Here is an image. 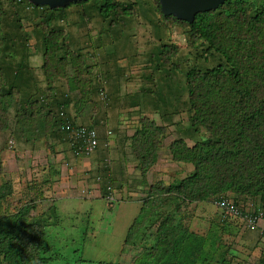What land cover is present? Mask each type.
I'll return each mask as SVG.
<instances>
[{
    "label": "trees",
    "instance_id": "16d2710c",
    "mask_svg": "<svg viewBox=\"0 0 264 264\" xmlns=\"http://www.w3.org/2000/svg\"><path fill=\"white\" fill-rule=\"evenodd\" d=\"M15 1L21 10H46L49 13L48 20L59 22L56 27L45 26L42 34L24 33L22 24L18 22L17 28V21H10L4 0H0V133L9 130L14 135L17 133L20 145L17 150L29 146L35 150L40 145L53 148L63 144L77 156L75 151L78 143L74 142L71 133L65 131L63 126L71 124L95 130L102 126L106 136L99 137L97 132V148L79 156L102 153L100 161L103 164L98 170V178H104L106 165L110 164L111 144L108 136L112 132L118 137L116 141L119 148L125 149L128 141L142 174H147L159 161L164 148L168 149L173 161L191 164L192 171L179 180L171 181L170 187H165L170 181H158L144 191L136 190L144 193L137 222H144V214L147 219L160 216L159 237L163 242L160 250L165 251L171 264H196L205 244L203 237L193 232H181V228L174 227V220L162 218L165 203L210 201L220 213V222L239 221L240 226L248 230L243 227L241 219L225 215L214 201L223 195L245 202L255 199L264 204V0H226L217 9L198 13L193 22L165 15L160 1L156 0L160 17L184 24L190 34L202 40L208 54L219 56V63L211 68L193 66L185 73L184 87L177 94L173 77L179 70L171 56L174 57L178 51L174 50L173 45L164 43L157 53L150 55L147 63L150 79L156 83L154 86L157 90L145 85L141 87L143 96L139 93L135 96L126 94L124 98L119 93L122 92L124 75L131 64L117 65L116 68L110 63L114 72L104 74L107 82L104 84L97 75L92 86L96 91L94 84H99V90L105 89L110 99L111 105L104 119L100 109L93 118L72 116L67 111L60 114L59 109L70 105L71 93L77 89L68 73L69 67H74L77 62H86L84 54L73 51L70 46V40L78 42L81 35H71L69 23L79 31L87 22L90 27L96 23L106 28V41L116 38L119 31L128 29L134 35L135 32L124 25L133 15V4L140 7L145 1L84 0L57 9L47 5L36 6L29 0ZM73 6L80 7L81 22L77 24L76 20L68 19L69 9ZM121 10H124L122 15ZM91 11L96 13L97 18L88 20L94 15ZM121 16L122 20L115 19ZM141 18L144 19L142 15ZM17 30L24 32L19 33ZM86 37H90V33ZM35 38L37 54L29 51V42ZM134 42L137 49L142 50H137L133 57H144L146 48L142 47L139 39ZM34 55H41L42 79L33 74L31 66ZM107 65H101L100 68H106ZM62 79H67L69 92H62ZM49 92L50 99L47 97ZM183 92L186 95L184 98ZM66 93L68 99L63 102L60 98ZM117 104H120L119 107ZM184 106L186 118L180 111ZM113 107L117 111L118 108L130 109V116L132 113L139 114L138 125L131 135L123 136L121 133V119L113 117L117 119L114 125H102L103 120L107 117L110 119V114L111 118L112 114L117 115ZM136 107L138 109L131 110ZM153 112L160 113L161 124L153 117ZM203 130L206 134H203ZM169 133L173 137L176 133V137L168 144L169 147L162 146ZM104 143L107 144L104 146ZM31 178V181H43L37 176ZM111 182L116 185L115 181L106 178L100 181L104 183L103 191L114 195L116 199L120 189H116ZM7 186L0 185V206L5 191L9 190ZM149 189L148 193L145 192ZM154 204L155 208L149 207ZM29 212L28 205L0 216V264L49 263V259L41 252L44 249V227ZM133 223L128 233L135 235L145 228L141 224L135 229ZM259 264H264V255Z\"/></svg>",
    "mask_w": 264,
    "mask_h": 264
},
{
    "label": "rangeland",
    "instance_id": "374dc122",
    "mask_svg": "<svg viewBox=\"0 0 264 264\" xmlns=\"http://www.w3.org/2000/svg\"><path fill=\"white\" fill-rule=\"evenodd\" d=\"M116 1L131 3L136 0ZM144 1V5L140 7L138 4H133L134 7L131 9L133 15L124 25L132 29L135 32L134 35L129 29L118 30L120 34L116 38L113 37L106 41V28H101L96 23L95 26L90 27L87 22L86 26L80 27V31L69 23L70 34L73 36L81 35L78 37V42L70 40V46L73 51L84 54L86 62H77L74 67H69L68 73L76 83L77 89L73 91V94L71 93L70 105H65L64 108L59 109L60 114L67 111L72 116L93 118L96 111L100 109L104 119L111 105L110 99L105 89L99 90V84H94L96 91L92 86L97 75L103 79L105 84L107 81L103 77L104 74L113 73V69L117 65L131 64L123 79L125 91L145 85L157 90L154 86L156 83L150 79L151 75L147 63H149L150 55L153 52L157 53L164 43L173 45L174 50L178 51L174 57L171 56L174 65L179 70L173 77V83H176V86L173 85V87L177 94H180L181 88L184 87L185 73L193 66L211 68L219 63V56L215 53L208 54L202 40L190 34L184 24L173 19L165 20L160 17L156 0ZM4 8L7 10L10 21H17V28L19 24L23 25L24 33L36 34L41 32L42 34L45 26L56 27L59 25L58 21L47 19L49 13L47 14L46 10L37 12L21 10L15 0H4ZM79 9L80 7L73 6L68 13V19L76 20V24L81 22ZM91 12L94 15L88 20L96 19V13ZM120 12L122 15L124 10ZM141 15L144 19H140ZM122 17L115 19L122 20ZM17 32L23 33L19 30ZM87 33H90V37H86ZM138 39L142 47L146 48V55L135 59L133 54H136L137 50L139 52L142 50L141 48L137 49L134 42ZM29 43V51L37 54L36 38ZM174 54L175 52L172 55ZM107 63L106 68L105 66L100 68L101 65ZM110 63H113L114 67ZM31 67L34 76L39 75L42 79L41 55L33 56ZM97 68L98 70H96ZM107 79L109 80V78ZM66 81L67 79H62L60 86L64 93L69 92L67 89L69 83ZM50 92L47 95L49 99L51 98ZM182 95L184 98L185 93L183 92ZM66 96H68L67 93L65 96L62 95L60 100L66 101L68 99ZM184 110L185 106L180 111H183L182 116L186 118ZM153 114L155 118L160 119L159 112H153ZM131 115L139 114L132 113ZM130 118L129 120H131ZM96 130L99 137L104 136L102 126L97 127ZM16 134L11 133V130L0 133V185L7 184L9 190L11 187L10 191H5L6 194L0 206V216L29 205L30 215L34 216L36 221H40L45 230L44 249L41 252L46 259H49L48 264L172 263L164 254L165 251L160 250V245L163 244L159 237L160 223L158 221L160 216L147 219L144 214V222H137L136 217H140L143 203L141 196H143L144 190L142 187L140 190L143 191H136L137 186L125 187V182L122 183L124 186L114 185L111 182L116 189L125 191V188H129L131 190L130 193L123 191L121 196L120 193L116 194L115 199L109 198V193L103 191L104 188L102 189L104 183H99L102 194H99L100 196L98 195L95 199L59 198L58 196L62 194H58L60 189H53V181H31L30 170H35V172L39 168L41 170L45 164V156L39 152L32 153L25 148L17 150L16 148L20 145ZM203 134H206L204 130ZM174 137H176V133ZM174 137L169 133L168 138L163 140L162 146L169 147L168 144ZM164 155H166L162 159L164 166L155 167L154 170L159 173L156 177L162 179L158 181H170L165 187L171 185V181L179 180L192 171L193 166L191 164L171 162L166 148H164ZM47 182L50 185H47ZM80 189L82 190L79 192L84 195L83 188ZM146 191L148 193L150 189ZM155 206L156 204L149 205L150 208H155ZM162 212V218L167 217L169 221L174 220V227L181 228V232H193L204 238L205 245L202 247L196 264H259L264 255V244L261 242L259 234L244 230L239 221L220 222V213L210 201L199 203L170 201L165 203ZM145 220L147 221L145 222ZM132 223L135 229L141 224L145 228L135 235L128 233Z\"/></svg>",
    "mask_w": 264,
    "mask_h": 264
},
{
    "label": "crops",
    "instance_id": "0c3cea01",
    "mask_svg": "<svg viewBox=\"0 0 264 264\" xmlns=\"http://www.w3.org/2000/svg\"><path fill=\"white\" fill-rule=\"evenodd\" d=\"M122 85V92L119 93L122 94V98H124L126 94H131L132 96H135L134 94L138 93L142 94L141 87H133V89L125 91V83H123ZM119 105L117 104L116 106L119 107ZM136 109H138V107L134 109L131 108V110ZM113 110L117 113V115L113 116L112 114L111 118L110 114V119L107 117L102 123V125L106 124L108 126L111 125V123L112 125H114L117 119H113V117L121 119L123 120L120 124V128L122 131L121 133L123 134V136L124 134L131 135V133L135 131L138 125L137 123L139 116H131V120H127V118H129L128 114L130 109L118 108L117 111L116 108L113 107ZM155 119L158 122L160 121L159 124L162 123L161 118ZM132 128L133 130H131ZM105 133L106 130H104L103 128V134L106 136ZM108 137L110 139L111 144V153L108 159L110 164L108 163V165H106L107 173H102L104 175V178L109 179L111 181H115L116 184L120 183L121 185H123L122 183L125 182V187L137 186L138 189H140L141 187L143 189H147L149 186L154 185L158 180H162L156 177L157 175H159V173H156L154 168L158 166H164L162 162L163 157L166 156L164 155V151L159 161L154 166H152L151 170L147 172V174H142L141 171H139V169L137 168V160L134 157L130 146H128V141L126 142L127 147L123 149L122 147L119 148V145H117L118 142L116 140L118 137L114 134V132H112L111 135ZM106 144L107 143H104V146ZM32 148L33 147L31 146L26 147V149L28 151H31L32 153L39 152L42 154V156H45V164L43 165L42 169L40 170L39 168L37 172H35V170H30L31 176H37V178H42L43 181H53V189H60L58 191V194H62L61 196H58L59 198L76 197L80 199H95L99 194H102L100 192L101 185L99 183L100 181H103L104 178H102L101 176H99L98 178V170L103 164L100 161V157L102 156L101 152L96 155L79 157L75 156L73 152L63 144H57L53 148H49L44 145H40L35 150H32ZM169 158V160H171L172 162L173 160L171 159V157ZM47 184L50 185V183ZM80 188H83L84 195L79 192L82 190ZM124 192L130 193L129 188H125ZM119 193L121 196L122 191L120 190ZM142 195H144V193Z\"/></svg>",
    "mask_w": 264,
    "mask_h": 264
},
{
    "label": "built area",
    "instance_id": "2783aa9c",
    "mask_svg": "<svg viewBox=\"0 0 264 264\" xmlns=\"http://www.w3.org/2000/svg\"><path fill=\"white\" fill-rule=\"evenodd\" d=\"M73 136L74 142H77L76 155L93 152L99 143L97 131L85 126L66 124L63 126ZM111 187H109L110 189ZM115 198L114 195L108 196ZM214 203L224 212L225 215L234 216L241 219L245 229L257 232L264 244V204L255 199L235 200L226 196H218Z\"/></svg>",
    "mask_w": 264,
    "mask_h": 264
},
{
    "label": "water",
    "instance_id": "95a60500",
    "mask_svg": "<svg viewBox=\"0 0 264 264\" xmlns=\"http://www.w3.org/2000/svg\"><path fill=\"white\" fill-rule=\"evenodd\" d=\"M36 6H49L51 9L63 8L71 3L84 0H29ZM165 15H174L179 19L193 22L196 15L217 9L226 0H159Z\"/></svg>",
    "mask_w": 264,
    "mask_h": 264
}]
</instances>
